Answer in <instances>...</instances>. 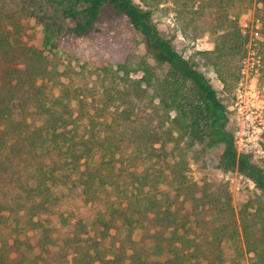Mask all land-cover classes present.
<instances>
[{"label":"trees","instance_id":"obj_1","mask_svg":"<svg viewBox=\"0 0 264 264\" xmlns=\"http://www.w3.org/2000/svg\"><path fill=\"white\" fill-rule=\"evenodd\" d=\"M51 1L69 2L63 14L76 21L69 30L80 36L95 32L104 8L112 7L171 68L161 76L147 60L137 68L129 58L106 57L96 67L98 87L75 85L20 39L10 27L19 21L0 6V231L40 232L35 259L0 241V264H245L246 253L250 264H264V189L237 211L228 185L201 188L187 157L170 150L175 142L192 147L203 140L209 123L213 139L228 145L226 165L237 161L227 103L198 64L159 35L151 11L133 0ZM176 3L186 36H214L215 48L200 56L231 92L249 39L240 17L255 8L264 37V0ZM137 70L140 77L132 74ZM72 188L100 207L91 220L74 218L60 236L46 217ZM63 220L69 224L70 217ZM142 227L147 231L136 240Z\"/></svg>","mask_w":264,"mask_h":264},{"label":"rangeland","instance_id":"obj_2","mask_svg":"<svg viewBox=\"0 0 264 264\" xmlns=\"http://www.w3.org/2000/svg\"><path fill=\"white\" fill-rule=\"evenodd\" d=\"M133 1L143 9L151 11V21L156 32L170 41L184 57L197 63L198 68L218 91L220 98L227 103V129L233 135L238 153L237 161L233 166L228 167L224 161L228 145L224 140L213 139L210 135L209 123L204 124L206 136L203 140L196 141L192 147H188L185 140L180 143L175 142L170 145V150L176 157L180 155L187 157L189 175L201 188L213 182L228 185L233 195L234 206L239 211L242 204L256 197L264 189V123L260 126L256 123L255 125L258 126L256 128L249 127L246 120L241 122L238 119L235 105L241 82H244L242 98L246 101L251 98V90H258L264 94V37L260 31L262 24L260 16L254 8L240 17L241 29L249 39L241 61L238 81L229 92L214 69L200 56V51L215 48L214 36L211 33L207 32L196 38L186 36L178 25L176 0ZM68 3L60 4L51 0H0V6L14 13L13 22L19 21L10 24V27H13L14 32L25 44L41 50L46 55L49 66L58 70L64 81H73L75 85L87 82L98 87L96 67L99 59L106 57L129 58L137 68L141 61L147 60L156 67L161 76L167 74L171 68L168 57L148 43L145 36L131 24L126 15L106 6L97 23V30L80 36L69 30V26L76 21L65 18L63 14ZM258 20H260L259 28L256 25ZM253 62L255 65H252ZM248 67L255 71L250 74V79L245 81L247 75L243 69L247 70ZM132 74L140 77L142 71L137 70ZM255 177L258 178V182ZM99 207L100 203L86 202L79 188H72L66 190L57 213L46 217V223L54 228L55 234L61 236L71 231L74 218L83 217L91 220ZM63 216L70 217L69 224L63 220ZM146 231L147 229L143 227L137 229L134 238L139 240ZM39 236L40 232L37 230H13L12 227H4L0 231V241L15 248L20 247L19 256L24 255L28 259H35L38 256L39 251L36 246ZM152 243L150 240L147 241L148 246ZM233 254L232 242L227 239L225 256L228 262ZM251 259L252 254L246 253L243 262L250 264Z\"/></svg>","mask_w":264,"mask_h":264},{"label":"built area","instance_id":"obj_3","mask_svg":"<svg viewBox=\"0 0 264 264\" xmlns=\"http://www.w3.org/2000/svg\"><path fill=\"white\" fill-rule=\"evenodd\" d=\"M256 25L258 26V28L260 27V20H258V23ZM257 61L260 62L259 59H257ZM246 64H248V61L246 62ZM252 65H255V62H253ZM254 71L255 70L251 69L250 67H248L247 70L243 69V72L247 75V78H244V80L248 81L250 79V74L254 73ZM243 84L244 82H241L240 87L238 88L237 98L235 103L237 108L236 112H238V119H240L241 122L246 120L245 122L249 123V127L256 128L264 123L263 121L264 94H262V92L258 90H251L250 92L251 98L246 101L245 99L242 98ZM256 123L258 124V126L255 125ZM240 132L241 131H239V133ZM241 140H243V137L241 138ZM239 142L240 141H238V143ZM245 145H248V143H245Z\"/></svg>","mask_w":264,"mask_h":264}]
</instances>
